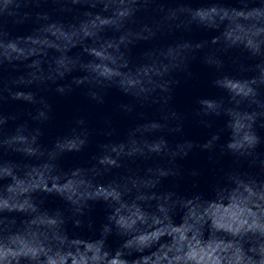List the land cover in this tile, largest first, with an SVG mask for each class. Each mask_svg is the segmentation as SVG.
Returning <instances> with one entry per match:
<instances>
[{
  "label": "water",
  "instance_id": "1",
  "mask_svg": "<svg viewBox=\"0 0 264 264\" xmlns=\"http://www.w3.org/2000/svg\"><path fill=\"white\" fill-rule=\"evenodd\" d=\"M0 264H264V0H0Z\"/></svg>",
  "mask_w": 264,
  "mask_h": 264
}]
</instances>
